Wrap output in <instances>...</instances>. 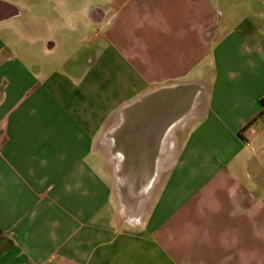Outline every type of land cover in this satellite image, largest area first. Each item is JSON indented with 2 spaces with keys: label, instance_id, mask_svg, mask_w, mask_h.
Listing matches in <instances>:
<instances>
[{
  "label": "crops",
  "instance_id": "0c3cea01",
  "mask_svg": "<svg viewBox=\"0 0 264 264\" xmlns=\"http://www.w3.org/2000/svg\"><path fill=\"white\" fill-rule=\"evenodd\" d=\"M98 1L0 0V264H264V0Z\"/></svg>",
  "mask_w": 264,
  "mask_h": 264
},
{
  "label": "rangeland",
  "instance_id": "374dc122",
  "mask_svg": "<svg viewBox=\"0 0 264 264\" xmlns=\"http://www.w3.org/2000/svg\"><path fill=\"white\" fill-rule=\"evenodd\" d=\"M102 0H99L98 2H101ZM159 174V173H158ZM157 174V178H159L160 180L165 176L163 170L161 171L160 177Z\"/></svg>",
  "mask_w": 264,
  "mask_h": 264
}]
</instances>
